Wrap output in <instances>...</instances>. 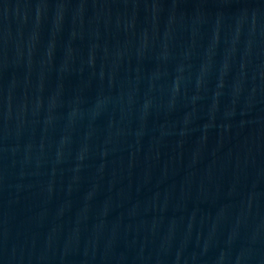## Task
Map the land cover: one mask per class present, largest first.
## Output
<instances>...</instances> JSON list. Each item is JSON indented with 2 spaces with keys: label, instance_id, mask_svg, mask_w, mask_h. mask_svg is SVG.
I'll return each instance as SVG.
<instances>
[{
  "label": "water",
  "instance_id": "1",
  "mask_svg": "<svg viewBox=\"0 0 264 264\" xmlns=\"http://www.w3.org/2000/svg\"><path fill=\"white\" fill-rule=\"evenodd\" d=\"M0 264H264V0H0Z\"/></svg>",
  "mask_w": 264,
  "mask_h": 264
}]
</instances>
